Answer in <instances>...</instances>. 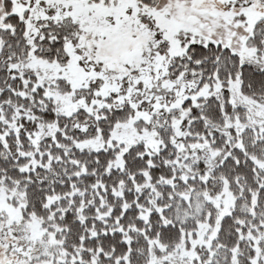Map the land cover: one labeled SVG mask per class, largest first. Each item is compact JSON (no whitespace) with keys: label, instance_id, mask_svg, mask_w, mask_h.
Wrapping results in <instances>:
<instances>
[{"label":"snow or ice","instance_id":"snow-or-ice-1","mask_svg":"<svg viewBox=\"0 0 264 264\" xmlns=\"http://www.w3.org/2000/svg\"><path fill=\"white\" fill-rule=\"evenodd\" d=\"M0 264H264V0H0Z\"/></svg>","mask_w":264,"mask_h":264}]
</instances>
